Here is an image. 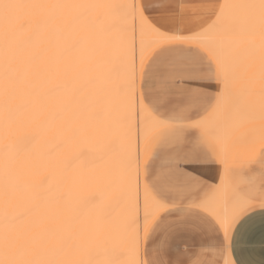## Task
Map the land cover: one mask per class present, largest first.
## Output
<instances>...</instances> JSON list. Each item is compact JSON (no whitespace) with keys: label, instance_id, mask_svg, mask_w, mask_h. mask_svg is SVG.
I'll return each mask as SVG.
<instances>
[{"label":"snow or ice","instance_id":"1","mask_svg":"<svg viewBox=\"0 0 264 264\" xmlns=\"http://www.w3.org/2000/svg\"><path fill=\"white\" fill-rule=\"evenodd\" d=\"M217 115L261 134L212 189L174 183L216 154ZM0 141V264H238L264 215V0H0ZM72 148L98 189L83 201L40 175Z\"/></svg>","mask_w":264,"mask_h":264},{"label":"bare ground","instance_id":"2","mask_svg":"<svg viewBox=\"0 0 264 264\" xmlns=\"http://www.w3.org/2000/svg\"><path fill=\"white\" fill-rule=\"evenodd\" d=\"M6 2L32 3L50 2V0H6ZM83 2L119 4L125 2V0H83ZM127 2L131 3V0H127ZM233 2L238 3L242 2V0H233ZM130 24L131 18L129 17V25ZM152 39L153 38L149 35H145L144 37L146 44H150ZM137 44H139V37H137ZM206 126L212 130L213 134L218 138L215 146L217 147L219 156L222 159L225 147L231 136L236 131L233 132L230 130L228 121L223 115L209 116L206 120ZM8 151L9 147L7 142L0 141V156H3ZM77 151V148H72L62 155L55 157L51 162L46 161L40 169V175L47 178L46 187L50 189L53 195L63 193L66 198H70L73 201H83L87 200L89 195L91 193L97 192L98 189L96 185L91 184L87 182L86 179H84V177L87 175L89 165L86 161H83L74 155V153ZM223 173L224 171L222 170L220 178ZM220 178L217 184L220 183ZM139 199L142 216L144 206L143 178H141ZM142 246L143 244H141V254Z\"/></svg>","mask_w":264,"mask_h":264},{"label":"rangeland","instance_id":"3","mask_svg":"<svg viewBox=\"0 0 264 264\" xmlns=\"http://www.w3.org/2000/svg\"><path fill=\"white\" fill-rule=\"evenodd\" d=\"M177 31L179 35H188V33L182 31V28L177 29ZM200 83L207 86L202 87L200 91L206 92L208 94H214V92L216 91L215 81L206 80L201 81ZM201 115H204V113L201 112ZM260 134V125L258 122L248 123L245 127L241 128L235 136H233V138L235 139L234 141H232L233 143L227 147V154L224 161L221 160L219 151L215 146L216 154L212 156L209 155L211 156V159L206 160L201 158L194 163H189L184 170L177 171L176 175L173 177V182L183 183L184 181L191 179L192 181H195L196 187H200L203 189L207 184L206 179H208V176L210 175V169H213L212 172H215V174L218 173L219 168L220 171L223 168L225 169L227 165H230L233 162V155L243 150L248 137L255 136L258 138ZM241 141L242 144H240ZM195 147L196 145L194 143V140L192 138H189V141L185 145H178L177 150L188 151L189 149H193ZM165 162L166 161L164 157H161L159 163ZM192 169H195V171H192ZM200 192H197L196 188L193 187L189 190L188 194L195 196Z\"/></svg>","mask_w":264,"mask_h":264},{"label":"crops","instance_id":"4","mask_svg":"<svg viewBox=\"0 0 264 264\" xmlns=\"http://www.w3.org/2000/svg\"><path fill=\"white\" fill-rule=\"evenodd\" d=\"M180 28H182V26L178 24L177 29ZM247 124H245L241 128L245 127ZM238 131H236L229 139L225 147L223 158L221 159L222 161L225 160L227 154V147L233 143L232 141H234L235 139L233 138V136H235ZM240 144H242V141L240 142ZM211 156L202 159L209 160L211 159ZM212 170L213 169H210V175L208 176V179H206L207 184L203 188L204 190L212 189L214 185L217 184L220 178L221 171L223 170L225 172L224 168L221 171L219 168V171L216 174L215 172L213 173ZM203 194L204 192L201 191L198 195L202 196ZM187 243L190 246L192 244V241L189 240ZM184 247L185 245L181 243L179 251L173 249L171 258L173 260L178 258H184V252H183ZM142 254H143V246H142ZM235 259L238 261V264H264V215H262L259 211H257L248 220V222L246 223L243 229L242 236L238 238V241L235 245Z\"/></svg>","mask_w":264,"mask_h":264}]
</instances>
